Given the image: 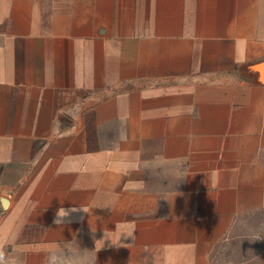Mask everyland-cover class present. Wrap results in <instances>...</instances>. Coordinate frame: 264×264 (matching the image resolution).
Masks as SVG:
<instances>
[{"label":"crops","instance_id":"1","mask_svg":"<svg viewBox=\"0 0 264 264\" xmlns=\"http://www.w3.org/2000/svg\"><path fill=\"white\" fill-rule=\"evenodd\" d=\"M260 210L264 0H0V241L38 242L25 264H212Z\"/></svg>","mask_w":264,"mask_h":264},{"label":"rangeland","instance_id":"2","mask_svg":"<svg viewBox=\"0 0 264 264\" xmlns=\"http://www.w3.org/2000/svg\"><path fill=\"white\" fill-rule=\"evenodd\" d=\"M31 236H22L14 242L0 241V256L9 261L24 263V253L37 243L27 242ZM36 239L39 236L35 237ZM24 239V240H23ZM64 261H75L76 264H92L89 251L70 246L58 248L52 252ZM51 254V255H52ZM212 264H264V210L240 216L235 223L230 237L221 241L211 258Z\"/></svg>","mask_w":264,"mask_h":264},{"label":"clouds","instance_id":"3","mask_svg":"<svg viewBox=\"0 0 264 264\" xmlns=\"http://www.w3.org/2000/svg\"><path fill=\"white\" fill-rule=\"evenodd\" d=\"M69 211L70 210H67L64 208L58 209L54 222L57 224L63 223V218L68 216ZM0 264H17V262L9 261L3 256H0ZM47 264H76V262L75 261H64L59 256L52 254V255H49Z\"/></svg>","mask_w":264,"mask_h":264},{"label":"water","instance_id":"4","mask_svg":"<svg viewBox=\"0 0 264 264\" xmlns=\"http://www.w3.org/2000/svg\"><path fill=\"white\" fill-rule=\"evenodd\" d=\"M4 200H6V202H7V199L6 198H4Z\"/></svg>","mask_w":264,"mask_h":264}]
</instances>
